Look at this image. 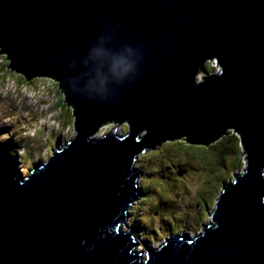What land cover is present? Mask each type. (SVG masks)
Here are the masks:
<instances>
[{
    "label": "water",
    "instance_id": "obj_1",
    "mask_svg": "<svg viewBox=\"0 0 264 264\" xmlns=\"http://www.w3.org/2000/svg\"><path fill=\"white\" fill-rule=\"evenodd\" d=\"M0 54L27 81L55 80L75 122L24 177L0 144V264H264V0H0ZM227 128L247 170L200 234L143 257L122 231L136 157Z\"/></svg>",
    "mask_w": 264,
    "mask_h": 264
},
{
    "label": "rangeland",
    "instance_id": "obj_2",
    "mask_svg": "<svg viewBox=\"0 0 264 264\" xmlns=\"http://www.w3.org/2000/svg\"><path fill=\"white\" fill-rule=\"evenodd\" d=\"M7 63L0 55V76H8L0 86V144L6 145L7 160L24 177L75 138V122L53 80L15 84L21 81L19 74L3 72ZM246 161L240 136L231 128L207 147L181 137L147 149L136 157L140 196L128 210L122 231H132L143 257L147 247L158 248L170 238L197 236L203 224L212 222L223 183L240 175Z\"/></svg>",
    "mask_w": 264,
    "mask_h": 264
},
{
    "label": "clouds",
    "instance_id": "obj_3",
    "mask_svg": "<svg viewBox=\"0 0 264 264\" xmlns=\"http://www.w3.org/2000/svg\"><path fill=\"white\" fill-rule=\"evenodd\" d=\"M130 70H131L130 65L124 59L115 58L109 64L108 73L110 75H112L113 77L121 78V77L125 76ZM37 80H40V79H37ZM128 231H130L132 234L131 230H128ZM136 244H137V242H136Z\"/></svg>",
    "mask_w": 264,
    "mask_h": 264
},
{
    "label": "trees",
    "instance_id": "obj_4",
    "mask_svg": "<svg viewBox=\"0 0 264 264\" xmlns=\"http://www.w3.org/2000/svg\"><path fill=\"white\" fill-rule=\"evenodd\" d=\"M3 56H5V55H3ZM5 58H6V60H7V57L5 56ZM7 62L9 63V61L7 60ZM8 63H7V66L6 67H4L5 68V70L6 71H3V72H5V73H7L8 71H12V69H10L9 68V65H8ZM4 74V73H3ZM18 76V75H17ZM19 79L21 80V81H15V84H22V83H24L23 81L25 80L24 79V77H22L20 74H19ZM8 78V76H0V86L1 85H3L4 83H5V80ZM14 81V80H13ZM26 81V80H25ZM34 82H36V81H38V80H33ZM53 82H55V81H53ZM56 83V82H55ZM55 86L57 87V89H58V84L56 83L55 84ZM59 90V89H58ZM60 91V90H59ZM61 92V91H60ZM62 93V92H61ZM62 95H63V93H62ZM63 103H64V95H63ZM70 109H71V107H70ZM107 124H113V125H115V123H112V122H108V123H106V125ZM145 133V132H144ZM157 144V143H156ZM209 145V144H208ZM208 145H197V146H205V147H207ZM155 146V145H154ZM189 147H192V146H190V145H188ZM194 146H196V145H194ZM187 149H188V147H186ZM238 164H239V162H237V166H238Z\"/></svg>",
    "mask_w": 264,
    "mask_h": 264
},
{
    "label": "bare ground",
    "instance_id": "obj_5",
    "mask_svg": "<svg viewBox=\"0 0 264 264\" xmlns=\"http://www.w3.org/2000/svg\"><path fill=\"white\" fill-rule=\"evenodd\" d=\"M0 55H5V54H0ZM6 56V55H5ZM7 57V56H6ZM9 61V60H8ZM9 63H10V61H9ZM19 74V73H18ZM21 75V74H20ZM22 76V75H21ZM23 77V76H22ZM37 78H48V77H37ZM37 78H35V79H37ZM25 79V78H24ZM48 79H51V78H48ZM26 80V79H25ZM32 80H34V79H32ZM31 80V81H32ZM51 80H53V79H51ZM27 81V80H26ZM53 81H55V80H53ZM59 89V88H58ZM60 90V89H59ZM61 91V90H60ZM62 92V91H61ZM70 107V106H69ZM26 108V107H25ZM71 111H72V109H71ZM72 115H73V113H72ZM20 120V119H19ZM38 149V148H37ZM58 149H59V147H58ZM246 154V153H245ZM247 155V154H246ZM247 170V166H246V168L244 169V171H246ZM243 171V172H244ZM169 211V210H168Z\"/></svg>",
    "mask_w": 264,
    "mask_h": 264
}]
</instances>
